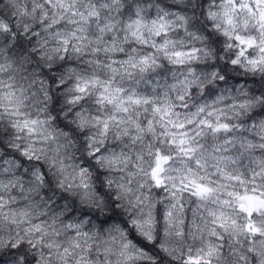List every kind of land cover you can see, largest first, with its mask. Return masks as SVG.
I'll return each mask as SVG.
<instances>
[{"label": "clouds", "instance_id": "obj_1", "mask_svg": "<svg viewBox=\"0 0 264 264\" xmlns=\"http://www.w3.org/2000/svg\"><path fill=\"white\" fill-rule=\"evenodd\" d=\"M0 264H264V0H0Z\"/></svg>", "mask_w": 264, "mask_h": 264}]
</instances>
